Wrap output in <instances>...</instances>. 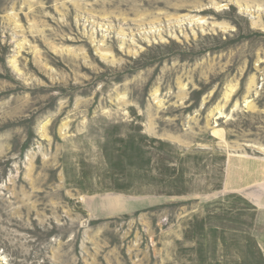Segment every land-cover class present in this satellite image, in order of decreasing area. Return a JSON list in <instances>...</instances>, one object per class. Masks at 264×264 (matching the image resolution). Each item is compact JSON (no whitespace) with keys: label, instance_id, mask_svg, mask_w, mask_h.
Here are the masks:
<instances>
[{"label":"rangeland","instance_id":"374dc122","mask_svg":"<svg viewBox=\"0 0 264 264\" xmlns=\"http://www.w3.org/2000/svg\"><path fill=\"white\" fill-rule=\"evenodd\" d=\"M0 264H264V0H0Z\"/></svg>","mask_w":264,"mask_h":264}]
</instances>
